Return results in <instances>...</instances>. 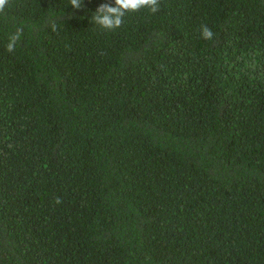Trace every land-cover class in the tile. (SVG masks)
I'll return each instance as SVG.
<instances>
[{
    "label": "trees",
    "instance_id": "1",
    "mask_svg": "<svg viewBox=\"0 0 264 264\" xmlns=\"http://www.w3.org/2000/svg\"><path fill=\"white\" fill-rule=\"evenodd\" d=\"M103 3L0 12V264H264V0Z\"/></svg>",
    "mask_w": 264,
    "mask_h": 264
},
{
    "label": "clouds",
    "instance_id": "2",
    "mask_svg": "<svg viewBox=\"0 0 264 264\" xmlns=\"http://www.w3.org/2000/svg\"><path fill=\"white\" fill-rule=\"evenodd\" d=\"M9 0H0V12H3ZM69 4L73 9H81L84 6V0H69ZM147 8L155 13L159 8V0H114L112 3H103L95 10V15H92V22L105 30H113L120 27L123 23V18L126 13L139 11ZM52 29L56 30V24H51ZM201 35L205 40H212L214 33L207 25L201 26ZM23 33L22 28L8 36L6 51L13 52ZM57 203H60V198H57Z\"/></svg>",
    "mask_w": 264,
    "mask_h": 264
}]
</instances>
